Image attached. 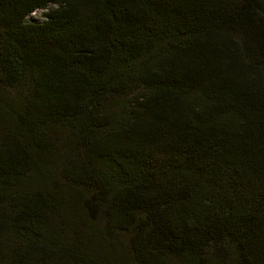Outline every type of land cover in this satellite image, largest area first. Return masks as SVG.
Returning a JSON list of instances; mask_svg holds the SVG:
<instances>
[{
    "label": "trees",
    "instance_id": "1",
    "mask_svg": "<svg viewBox=\"0 0 264 264\" xmlns=\"http://www.w3.org/2000/svg\"><path fill=\"white\" fill-rule=\"evenodd\" d=\"M0 264H264V0H0Z\"/></svg>",
    "mask_w": 264,
    "mask_h": 264
},
{
    "label": "built area",
    "instance_id": "2",
    "mask_svg": "<svg viewBox=\"0 0 264 264\" xmlns=\"http://www.w3.org/2000/svg\"><path fill=\"white\" fill-rule=\"evenodd\" d=\"M45 10H35L31 12L26 18L30 20H39L41 21L43 18L41 17V13L44 12ZM37 16V17H35Z\"/></svg>",
    "mask_w": 264,
    "mask_h": 264
},
{
    "label": "rangeland",
    "instance_id": "3",
    "mask_svg": "<svg viewBox=\"0 0 264 264\" xmlns=\"http://www.w3.org/2000/svg\"><path fill=\"white\" fill-rule=\"evenodd\" d=\"M35 17H37V16H35ZM8 93L13 95V96L15 95V93H12V91H10V90L8 91Z\"/></svg>",
    "mask_w": 264,
    "mask_h": 264
}]
</instances>
